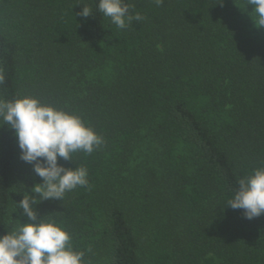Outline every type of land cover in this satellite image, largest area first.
<instances>
[{"label": "trees", "instance_id": "1", "mask_svg": "<svg viewBox=\"0 0 264 264\" xmlns=\"http://www.w3.org/2000/svg\"><path fill=\"white\" fill-rule=\"evenodd\" d=\"M0 0V99L33 97L103 138L70 169L88 185L36 201L85 264H264V215L227 202L264 167V28L248 0ZM83 4L92 17L77 15ZM139 15L141 19L135 21ZM0 120V236L42 183ZM39 199L38 195H35ZM14 212V213H13Z\"/></svg>", "mask_w": 264, "mask_h": 264}, {"label": "clouds", "instance_id": "2", "mask_svg": "<svg viewBox=\"0 0 264 264\" xmlns=\"http://www.w3.org/2000/svg\"><path fill=\"white\" fill-rule=\"evenodd\" d=\"M248 5L253 6L255 26L264 28V0H248ZM97 11L119 29L126 28L133 19L125 0H98ZM77 15L92 17V9L83 4ZM134 19L139 21L141 17L136 15ZM0 120L13 131L20 160L32 164L33 172L42 180L31 190L39 199L24 193L17 204L22 210L20 215L30 222L18 221L0 236V264H85V252L73 249L70 234L54 221L38 219L34 206L36 201H62L67 192L86 187L87 169L65 168L58 164V158L72 161L73 153L91 154L103 144V138L79 116L28 96L0 99ZM237 184L226 206L242 209L248 220L264 215V167L254 169Z\"/></svg>", "mask_w": 264, "mask_h": 264}]
</instances>
